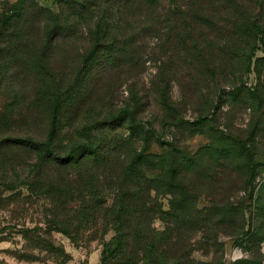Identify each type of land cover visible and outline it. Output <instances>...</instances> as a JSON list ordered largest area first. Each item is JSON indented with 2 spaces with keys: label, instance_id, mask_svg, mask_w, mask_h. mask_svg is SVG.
<instances>
[{
  "label": "trees",
  "instance_id": "trees-1",
  "mask_svg": "<svg viewBox=\"0 0 264 264\" xmlns=\"http://www.w3.org/2000/svg\"><path fill=\"white\" fill-rule=\"evenodd\" d=\"M30 23L39 25L36 31L47 43L75 36L79 23H86L91 45L82 56L79 75L84 82L71 105L91 95L94 72L98 85L115 69L136 65L144 54L139 41L146 35L162 42L167 59L162 74L176 78L189 71L188 90L201 101L200 91L212 90L216 99L199 101L192 120L186 119V111L171 99L170 78L162 75L163 86L156 87L157 124L142 118L147 102L133 91L132 105L90 120L65 146L58 142V104L50 110L44 141L9 138L0 143L34 150L40 163L35 174L41 176L46 168L52 172L47 189L51 207L45 212L57 233L74 245L100 242L99 264H222L221 237L248 246L264 242V159L259 160L254 149L262 121L254 114L244 135L225 125L214 128L224 97L254 113L264 106V56H256L258 51L264 54V0H59L57 13L36 0H17L3 6L0 45L16 52L14 42L20 41L25 50L24 39L35 32ZM183 65L187 71L180 70ZM252 71L258 84L247 87L242 82ZM222 85L230 91L225 93ZM117 122L126 125L127 136L92 135ZM168 127L201 131L197 133L209 144L190 153L173 138L158 134ZM153 144L160 153L150 152ZM202 196L207 205L199 209ZM156 219L161 229L154 227ZM30 232H24L25 239ZM51 233L36 235L41 242L44 236L49 240L36 242L32 251L37 255L18 258L36 261L44 253L67 260L64 250L50 242ZM196 250L211 260L196 262Z\"/></svg>",
  "mask_w": 264,
  "mask_h": 264
},
{
  "label": "rangeland",
  "instance_id": "rangeland-1",
  "mask_svg": "<svg viewBox=\"0 0 264 264\" xmlns=\"http://www.w3.org/2000/svg\"><path fill=\"white\" fill-rule=\"evenodd\" d=\"M16 1L0 0V15L4 5H11ZM36 1L41 7L53 13L58 12L59 0ZM30 26H34L35 32L29 31L31 34L24 39L25 50H22L23 46L19 47L20 41L14 42L20 50L16 52H10L15 49H6L7 46L4 44L0 45V143L9 138L44 141L49 130L50 110L53 104H58L62 106L57 114L58 142L61 146H65L90 120H100L111 112L116 113L132 105L133 91L138 93L141 101L147 102L143 108L142 118L150 119L151 122L157 120L155 122L157 124L160 111L159 105L156 104L159 98L156 87L163 86V76L170 78L168 89L171 99L179 109L186 111V119L192 120L194 116L192 111L195 112L199 101L200 103L211 99L216 101L213 98L215 96L211 94L212 90L203 88L200 91V95H204L202 101L188 90L190 75L185 65L180 67V70L184 67L187 72L180 73L176 78L162 74V65L167 61L165 50L161 47L162 42L146 35L144 40L139 41L140 46L144 47L141 51L144 54L136 65L126 64L115 69L108 78L98 82V85H96L97 72H94V78L89 81L88 86V89L93 86L91 95L83 97L79 104L77 100L71 105V99L78 97L76 89L78 90L84 82L79 75L82 56L91 45L86 23H79L78 33L75 36H64L53 43H47L45 37L36 31L39 28L38 24L30 23ZM256 56L262 57L264 54L258 51ZM179 63L183 64V62ZM242 83L247 87L258 84L255 72L252 71ZM208 86L213 87L214 84L209 83ZM260 86L264 96L263 81ZM221 88L225 93L231 89L227 85H222ZM217 90L221 92L219 88ZM105 91L110 93L104 96ZM223 101L224 104L217 114V126L214 125V128L225 125L231 128V131L243 134L248 130L253 117L258 116L262 123L254 149L259 160H263L264 106L261 104L257 113H254L245 104H231L227 97H224ZM125 126L119 122L110 123L92 135L110 139L124 137L128 134L124 129ZM161 129L162 133L158 130L159 135H165L168 141L173 138L190 153L209 144L204 135L197 133L201 131L188 132L172 127ZM150 152L158 154L160 149L153 144ZM36 156L35 151L27 147H15L13 144L0 146V264H99L100 242L80 241L78 245H74L70 239L57 233L55 227L47 223L50 217L46 216L45 211L51 207L47 199V189L49 190L48 185L53 180V174L47 168L42 170L41 176L35 174L36 167H40ZM261 175H264V171L260 172ZM161 203L163 210H167L168 202L164 197ZM206 205L207 198L200 197L198 208L201 209ZM154 227L157 229L163 227L159 219L155 220ZM28 230L31 231L28 234L29 240L23 235ZM47 230L52 231L50 242H53L58 250H64L68 259L62 261L63 258H54L43 253L38 255L36 261L20 260L18 258L20 255L24 256L31 252L33 255L38 254L35 249L32 251L36 242L40 244L49 242L45 236L42 238L45 239L44 242L35 239L37 234ZM111 236L112 234L109 233L106 239ZM195 240L197 242L198 238L196 237ZM220 241L223 249L220 248L218 257L222 264H264V242L260 245L248 246L234 243L226 237H221ZM193 258L196 262L205 263L212 257H205L196 250Z\"/></svg>",
  "mask_w": 264,
  "mask_h": 264
}]
</instances>
